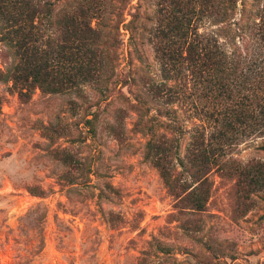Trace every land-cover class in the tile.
<instances>
[{"label": "rangeland", "instance_id": "obj_1", "mask_svg": "<svg viewBox=\"0 0 264 264\" xmlns=\"http://www.w3.org/2000/svg\"><path fill=\"white\" fill-rule=\"evenodd\" d=\"M158 1L129 0L125 22L139 7V22L148 27L140 26L131 38L121 25L109 96L85 83L67 93L36 89L22 98L6 73L14 56L0 42V264H139L140 251L154 238L171 247L160 260L164 264H264V187L242 191L229 173L264 163V136H245L229 148L235 166L212 170L211 197L202 212L179 213L158 169L145 157L150 134L142 128L147 119L134 94L150 100L149 84L161 79L149 41ZM254 4L247 0L248 9ZM134 44L145 62L136 57ZM189 92L171 105L187 129L181 155L197 125L213 124L195 104L212 108L214 102ZM150 104L156 134L177 136L169 119L158 114L157 103ZM212 130L209 126L207 135ZM63 148L82 166L63 163L55 153ZM173 212L179 220L168 222ZM112 214L124 218L121 225L110 221ZM158 261L147 258L146 264Z\"/></svg>", "mask_w": 264, "mask_h": 264}, {"label": "trees", "instance_id": "obj_2", "mask_svg": "<svg viewBox=\"0 0 264 264\" xmlns=\"http://www.w3.org/2000/svg\"><path fill=\"white\" fill-rule=\"evenodd\" d=\"M128 2L0 0V42L14 56L7 78L20 97H29L36 89L45 94L67 93L85 83L109 96L119 62L121 25L131 32V38L140 26L144 30L148 27L139 22V7L125 22ZM254 5L248 9L247 0L157 2L149 41L161 79L149 84L150 100L138 94L134 97L141 117L147 119L142 128L150 134L145 157L158 169L179 213L205 211L212 191L210 173L227 163L235 166L234 158L228 157L229 148L245 136H264V0H255ZM134 50L145 62L135 44ZM171 80L174 84L169 83ZM187 92L214 102L212 108L195 104L212 119L209 126L214 130L207 135L209 126L201 129L197 125L181 155V140L187 129L171 105L188 97ZM150 102L157 103L158 114L169 119L177 136L156 134ZM2 104L0 96V111ZM261 147L264 149V144ZM55 153L71 167L82 166L67 149H56ZM229 173L239 179L242 191L264 187V163L237 166ZM73 179H68L70 184ZM29 191L44 194L35 188ZM178 214H169L168 222L179 220ZM111 217L113 224L121 225L124 220L118 214ZM184 228L189 231L191 227L184 224ZM154 240L140 251L139 264L153 257L159 259L154 264H164L160 260H166L171 247L158 238Z\"/></svg>", "mask_w": 264, "mask_h": 264}]
</instances>
